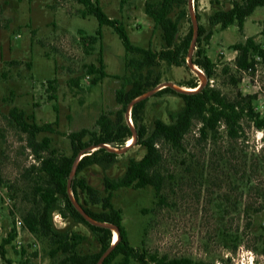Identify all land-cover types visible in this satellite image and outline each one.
<instances>
[{
	"label": "rangeland",
	"instance_id": "374dc122",
	"mask_svg": "<svg viewBox=\"0 0 264 264\" xmlns=\"http://www.w3.org/2000/svg\"><path fill=\"white\" fill-rule=\"evenodd\" d=\"M99 1L111 18L124 22L134 44L154 50L164 47L162 29L146 13V6L158 8L159 0ZM234 1L191 0V11L190 0H182L171 16L177 19L181 10L188 13L181 21V39L191 24H202L212 32L202 42L217 64L211 85L231 100L253 95L256 110L264 115V62L257 57L253 69H239L234 49L250 36L264 46V6L247 18L243 30L236 23L223 29L210 22L214 12L231 8ZM85 10L78 0H0V250L15 235L5 245L6 258L0 254V264H64L72 261L76 250L83 255L100 250L86 225L74 223L58 211L53 214L56 227H69L81 236L75 249L71 246L53 256L58 243L25 227L24 218L39 199L36 187L46 176L29 146L28 133L11 113L16 108L26 118L32 117L28 121L52 123L55 131L38 133V140L50 138V150L67 155L72 154L71 132L98 130L102 114L116 117L122 108L117 90L138 77L127 62L142 55L127 53L110 25H104L103 36L92 42L89 37L97 36L99 21ZM101 58L108 76L95 80L99 73H91L90 66L100 68ZM188 60L189 56L181 66L159 62L142 72L143 84H154L141 112L150 129L157 119L170 123L171 113L184 105L182 97L159 93L160 89L171 84L191 87L190 81L208 82L204 70L197 72ZM125 120L135 128L131 107ZM200 126L196 121L181 147L167 142L161 145L162 197L153 186L132 185L113 192L129 239L149 254L187 257L193 264H264V132L245 119V132L237 140L221 126L208 141H202ZM127 144L128 140L124 147ZM124 147L117 148L114 164L106 168L92 165L80 173L102 197L108 195L105 178L120 177L131 160L146 153L142 145ZM81 202L95 210L102 207L91 204L84 192ZM112 264H124L123 257Z\"/></svg>",
	"mask_w": 264,
	"mask_h": 264
},
{
	"label": "trees",
	"instance_id": "16d2710c",
	"mask_svg": "<svg viewBox=\"0 0 264 264\" xmlns=\"http://www.w3.org/2000/svg\"><path fill=\"white\" fill-rule=\"evenodd\" d=\"M78 1L85 6L87 14L95 15L99 21L97 36L89 37L92 42H95L97 37L103 36L104 25H110L121 38L127 53L142 55L127 62V66L134 69L135 77H138L135 82L128 80L126 85L117 90V101L122 108L115 118L102 114L97 121L98 130L83 128L69 134L72 146L71 155L58 154L50 150L51 140L48 137H44L41 141L38 140V133L55 131L52 123L41 125L35 120L28 121L32 117L26 118L24 112L16 108L11 112L22 129L28 133L29 146L39 160L40 171L46 176L36 187L35 194L39 197L37 206L25 216L24 225L30 232L39 233L49 237L56 244L58 243L57 251L53 252V256L59 251H68L71 246L75 249L81 241L80 234L69 227L65 229L56 227L53 220L54 212H60L74 223L86 225L95 235L100 244V250L91 255H83L76 250L72 261L64 264H112L120 256L123 257L124 264L133 261L138 264H193L192 260L187 257L169 259L165 256L149 254L143 248L134 246L123 223V211L113 202V192L132 185L153 186L157 195L161 196L165 181V176L159 169L164 158L161 145L167 142L175 147L183 146L186 136L191 132L196 121L201 124L199 135L202 141H208L211 134L214 135L220 131L221 126L226 127L231 139L237 140L245 132V119L256 129L264 132V115L256 110L253 95H242L236 100H231L211 85L210 79L216 72L217 64L207 54L202 42L204 39L209 40L212 32H208L204 25L199 24L196 51L192 55V61L204 70L208 82L206 85H199L195 81L188 82L191 88L198 87L196 91H182L170 85L160 89L159 93L168 92L182 97L184 105L171 113L170 123L157 119L151 129L143 123L141 118L147 96L141 97L131 106L135 121V128H132L125 120V113L133 100L143 96L154 86V84H143L144 74L142 72L146 69L150 71L159 62H165L171 66L185 64L187 57L190 56L189 50L196 33L195 26L191 24L189 32L184 38H180L181 21L187 17L188 13L181 10L177 19H174L171 13L182 0H159L160 6L155 9L147 5L146 13L154 20L155 25L162 29L164 47L160 50H154L151 47L144 48L133 43L124 22L119 18H111L99 0ZM260 6H264V0H235L231 8L214 12L210 16V22L221 24L223 29L236 23L243 30L247 18ZM234 49L238 51L236 65L239 69H253L257 57L264 62V46L258 43L253 36L248 37L244 43L235 44ZM99 63L100 68L95 64L90 66L91 73H99L95 80L108 76L104 70L102 58ZM127 85H131L130 89H126ZM133 136H135L134 144L142 145L146 153L139 160H131L120 177L105 178L108 195L102 197L99 190L85 177H81L80 173L92 165L106 168L114 164L119 152L103 144L113 148H122ZM101 144L102 146L94 151L82 155L76 165V160L84 149ZM46 152L48 154H44ZM82 192L88 195L90 203L94 206L101 204V209L95 210L87 203H82ZM113 226L120 232V238L115 245L112 243ZM13 237L15 235L11 234V238L6 239L1 245L0 254L3 259L6 258L5 245L10 243Z\"/></svg>",
	"mask_w": 264,
	"mask_h": 264
},
{
	"label": "water",
	"instance_id": "95a60500",
	"mask_svg": "<svg viewBox=\"0 0 264 264\" xmlns=\"http://www.w3.org/2000/svg\"><path fill=\"white\" fill-rule=\"evenodd\" d=\"M189 8H190V10L192 9V2H191V0H190V2H189ZM192 11V10H191ZM197 28H198V26H195V36H194V38H193V42H192V44H191V50H190V56H189V60H188V63H189V65L194 69V62L192 61V55H193V51H194V49L196 48V40H197ZM195 70V69H194ZM197 72H199V71H197ZM199 73H202V72H199ZM168 86V85H167ZM171 86H173V87H175V88H177L174 84H171ZM179 89V88H178ZM181 90V89H180ZM183 91V90H182ZM147 94H144L143 96H140V97H138V98H136L135 100H133V102H132V104L130 105V107L133 105V103L135 102V101H137V100H139L141 97H145ZM132 138H134V137H132ZM135 139V138H134ZM103 145H105V146H107V147H109V148H111V149H113V150H115V151H117V152H119V150L117 149V148H113V147H111V146H109V145H107V144H103ZM100 146H102V144L101 145H94V146H91V147H88V148H86V149H84L80 154H79V156H78V158H77V160H76V165L78 164V162H79V160L81 159V157H82V155H84L85 153H87V152H89V151H94L95 149H97L98 147H100ZM131 145H126L124 148H123V150H125V149H127V148H129ZM108 225V224H107ZM112 229L114 230V229H116L117 231H118V236H119V238H120V232H119V230H118V228H116V227H112ZM116 243V242H115ZM115 243L113 242V245H115Z\"/></svg>",
	"mask_w": 264,
	"mask_h": 264
},
{
	"label": "bare ground",
	"instance_id": "6f19581e",
	"mask_svg": "<svg viewBox=\"0 0 264 264\" xmlns=\"http://www.w3.org/2000/svg\"><path fill=\"white\" fill-rule=\"evenodd\" d=\"M194 69L196 71H199V72H202L201 68L197 65H194ZM177 88L183 90V91H196L198 89L197 88H191V87H185V86H182V85H177V84H174ZM134 138H131L129 141H128V144L127 145H132L134 143ZM118 231L116 229H114V240L113 242L115 243L116 241H118L119 239V236H118Z\"/></svg>",
	"mask_w": 264,
	"mask_h": 264
},
{
	"label": "built area",
	"instance_id": "2783aa9c",
	"mask_svg": "<svg viewBox=\"0 0 264 264\" xmlns=\"http://www.w3.org/2000/svg\"><path fill=\"white\" fill-rule=\"evenodd\" d=\"M18 223H19V224H22L23 222L19 220Z\"/></svg>",
	"mask_w": 264,
	"mask_h": 264
}]
</instances>
